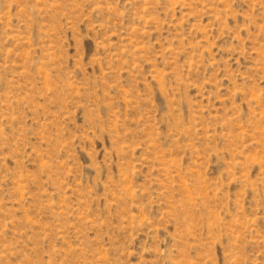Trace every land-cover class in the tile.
<instances>
[{
	"label": "rangeland",
	"instance_id": "374dc122",
	"mask_svg": "<svg viewBox=\"0 0 264 264\" xmlns=\"http://www.w3.org/2000/svg\"><path fill=\"white\" fill-rule=\"evenodd\" d=\"M0 264H264V0H0Z\"/></svg>",
	"mask_w": 264,
	"mask_h": 264
}]
</instances>
